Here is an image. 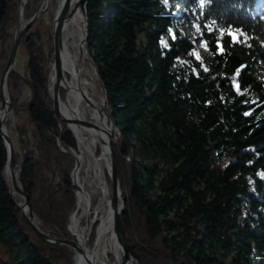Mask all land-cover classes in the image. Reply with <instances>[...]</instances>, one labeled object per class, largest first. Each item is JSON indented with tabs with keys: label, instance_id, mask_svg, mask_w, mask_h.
I'll use <instances>...</instances> for the list:
<instances>
[{
	"label": "trees",
	"instance_id": "trees-1",
	"mask_svg": "<svg viewBox=\"0 0 264 264\" xmlns=\"http://www.w3.org/2000/svg\"><path fill=\"white\" fill-rule=\"evenodd\" d=\"M38 1L0 0V77L18 10L30 20ZM82 12L113 123L121 225L133 259L264 264V0H84ZM41 32L31 27L20 44L27 78L12 71L7 81L19 182L38 227L71 239L74 162L52 138L53 47L45 53ZM229 32L238 41L230 43ZM25 85L31 98L19 105ZM66 141L76 146L72 135ZM7 163L0 133V264H73L69 249L47 245L31 229Z\"/></svg>",
	"mask_w": 264,
	"mask_h": 264
},
{
	"label": "bare ground",
	"instance_id": "bare-ground-1",
	"mask_svg": "<svg viewBox=\"0 0 264 264\" xmlns=\"http://www.w3.org/2000/svg\"><path fill=\"white\" fill-rule=\"evenodd\" d=\"M67 0H60L54 12L56 21ZM78 0H72L70 11L77 5ZM46 4H43V8ZM63 53L61 73L63 80L60 90H66V100H62V115L59 121L67 124L77 142L78 162L81 165L75 180L80 187L76 215L70 222V231L81 244L84 256L76 257V264H136L128 257L124 244L118 242L114 219L122 208V198L118 197L117 206H114L113 194L110 195L106 175L110 179V134L112 128L104 113L105 99L100 88L95 69L91 68L89 56L84 45L85 19L79 10L68 18L63 26ZM63 74L70 75L68 82ZM55 81V72L52 65L50 77L51 88ZM63 88H62V87ZM5 100L10 96L5 89ZM0 104V119L3 121L4 134L9 135L8 124L12 121ZM99 153V156L96 154ZM6 177L11 183V172L6 170ZM19 180V170L17 169ZM111 183V181H109ZM111 188L112 185L110 184ZM13 193V191H12ZM14 197L22 202L16 194ZM21 205V204H20ZM37 224V219H34ZM95 241L88 246L89 237L95 226ZM111 256L114 257L111 259Z\"/></svg>",
	"mask_w": 264,
	"mask_h": 264
},
{
	"label": "water",
	"instance_id": "water-1",
	"mask_svg": "<svg viewBox=\"0 0 264 264\" xmlns=\"http://www.w3.org/2000/svg\"><path fill=\"white\" fill-rule=\"evenodd\" d=\"M71 1L72 0L66 1L65 6H64L59 18L56 21H54V25H53V30H52L53 45H54L53 70L55 72V81H54V84H53L52 90H51V96H52L53 103H54L53 109H52V116H53V121L56 124V129H54L52 132V138L55 140L59 152L61 154L65 155V157L71 158L70 160L74 161V163H75L73 172L71 174V182H72V186H73V190H74V197H75V208H74V211L72 212V215L70 217V222H71L72 217H74L76 215L77 206H78V196H79L78 194L80 191V187L77 183V180H75V174L78 173L81 165L79 164L78 159H77L78 158V148L76 146L71 145L69 142L66 141V136L68 134L72 135V133L64 130L58 124V119L62 115V111H61L62 100L63 101L66 100V94L64 93V91L61 92V90H60V85H61V82L63 80L62 73H61V62H62V53H63V33L62 32H63L64 23L68 20L69 17L74 15L79 10V8H81V6H83L84 0H78L77 5L74 7V9L72 11H70ZM44 3L46 4L45 9L43 11H41V9L38 10L37 13L35 14V16L28 23H26L24 25L21 32L17 31L15 38H14V41H13L12 50H11V54L9 57L8 64L5 68V71H4L3 76L1 78V81H0V104H1L3 109H6V112L8 114L11 113V99L9 98L8 101L5 100V94L4 93H5V89L7 88V81H8V78H9L12 70L15 67L17 55L19 52L20 43H21V40H22L24 34L35 23L37 18L39 16L44 15L47 12V10L49 9V7L51 6V0H45ZM84 19H85L84 45L86 48L88 36H87V21H86L85 16H84ZM86 53L89 56L87 48H86ZM89 62L92 65V67L95 69L96 75L99 79V83L101 85V89H102L104 99H105L104 113L107 116V119H108L110 126L112 128V134H110V147H109L110 164H111L110 181H111V185H112V194H113L114 206H117L118 197L122 198V192H121V186H120L119 179H118L117 164H116L115 151H114L115 141H114L113 123H112V120H111L109 113L107 112L106 93L104 90V86L100 80L99 73H98L97 69L95 68V65H94L93 61L90 59V57H89ZM0 133H1V137L4 140L6 148H7V154H8L7 169H9L11 172L12 191H13V194L18 195L23 200V203L19 207H20V210L22 211L26 221L28 222V224L30 225V227L34 231V233L44 243H46L48 245H52V246H65V247L70 248L74 252V264H76V257L79 256V257L83 258L84 253H83V249H82L81 244H79L77 242V239L75 238V236L70 231V222H69V226H68V231L71 234V236L73 237V239H74L73 241H70L67 239L58 240V239L51 238L49 235L42 232L39 229V227L34 223L35 215H34L33 210H32L30 198H29L28 194L25 192V189L22 186V184L17 179L18 165H17V161H16V152H15L14 144H13L11 137L4 134V125H3V121L1 119H0ZM122 200H123V198H122ZM123 211H124V203L122 201L121 211H120V213L115 215V219H114L115 233H116V236H117V239H118V242L120 243V245H122V244L125 245L128 257L133 259V257L131 256L128 244H127V240H126L125 235H124L122 225H121V216L123 214ZM89 239H90V237H89ZM90 245H91V243L89 242L88 246L90 247Z\"/></svg>",
	"mask_w": 264,
	"mask_h": 264
},
{
	"label": "rangeland",
	"instance_id": "rangeland-1",
	"mask_svg": "<svg viewBox=\"0 0 264 264\" xmlns=\"http://www.w3.org/2000/svg\"><path fill=\"white\" fill-rule=\"evenodd\" d=\"M45 0H39L38 1V4L35 6V14L37 13L38 10L41 9V11H43L45 9V7L43 8V4H44ZM59 2L60 0H51V6L49 7V9L47 10V12L42 15V16H39L37 18V20L35 21V23L31 26L33 28V31L35 30H38L39 28L41 29V33L43 34L42 35V46L45 50V53L46 54H50V51L52 50V47H53V52H52V59H53V53H54V45H53V37H52V30H53V25H54V12L56 11V9L58 8V5H59ZM84 5V4H83ZM86 6V5H85ZM86 8V7H84ZM81 10H82V6H81ZM177 10H179L180 12L182 11V9H180V6H178ZM34 14V16H35ZM33 16V17H34ZM31 20V19H30ZM30 20H25L24 16H23V9H19L18 10V13H17V19H16V22L12 25L11 27V33L13 34V41H14V38H15V35L17 33V31L21 32V30L23 29L24 25L26 23H28ZM183 24V29L184 31L190 35V33H188L187 31V24L185 22L182 23ZM30 27V28H31ZM25 35V34H24ZM194 40H196L197 43H199V40L197 39L196 36L194 35H190ZM22 41V40H21ZM21 44V43H20ZM13 45V43H12ZM52 45V46H51ZM198 51H199V55L202 59H206L207 57V50L205 49L204 46H202L201 44H198ZM11 54V53H10ZM27 62H28V55L27 53L25 52V49L22 48L21 46L19 47V52H18V55H17V59H16V63H15V67L12 71H17L18 74L26 79L27 78V75H26V66H27ZM53 65V64H52ZM91 65V64H90ZM91 68L92 65H91ZM5 71V69H4ZM4 71H2V74H1V77H0V81H1V78L3 76V73ZM51 74H52V68H51V73H50V76H49V79L51 77ZM66 75V74H65ZM63 74V76H65ZM70 81V75H69V78H68V82ZM100 85V84H99ZM100 88H101V85H100ZM102 90V89H101ZM104 96V95H103ZM52 97V96H51ZM30 98H31V90L30 88L25 85L23 86V89H22V94L19 98V101H18V104H22V103H28L30 101ZM11 99V97H10ZM54 104V103H53ZM107 112L109 113V110L107 108ZM11 114H12V101H11ZM12 117V123L10 125V127H8V130H9V135L13 141V144H14V148H15V152L20 154L21 155V149H20V145L18 143V139L16 137V134L12 132V129L14 127V125L17 123V120H13V115H11ZM21 117L23 118L24 121H27V117L25 114H22ZM32 128V127H31ZM62 128L67 130L68 131V128H67V124L66 123H63L62 125ZM71 135V134H70ZM72 137L74 138L73 134H72ZM75 140V138H74ZM116 143V142H115ZM75 144H76V147H77V142L75 140ZM57 145V144H56ZM58 148V147H57ZM59 151V150H58ZM60 153V152H59ZM61 154V153H60ZM63 157H65V155L61 154ZM97 156H99V153L96 154ZM67 160H70L71 158H67L65 157ZM17 161V159H16ZM72 161V160H71ZM74 162V161H72ZM18 165V164H17ZM75 165V163H74ZM19 167V166H18ZM74 169V168H73ZM73 172V170H72ZM72 174V173H71ZM71 178V177H70ZM106 179H107V183H108V187H109V191H110V195L112 194V188L110 186V179L108 177V175H106ZM9 183V186H11V183ZM72 183V182H71ZM159 183V181H158ZM158 187V184L157 186ZM12 188V187H11ZM23 203V201L21 202V204ZM74 211V210H73ZM72 215V214H71ZM71 217V216H70ZM36 218V217H35ZM37 219V218H36ZM69 222H70V219H69ZM39 220L37 219V226L39 224ZM68 226H69V223H68ZM68 226H67V230H68ZM97 227V225L95 226ZM40 229V228H39ZM41 230V229H40ZM42 231V230H41ZM43 232V231H42ZM69 233V231H68ZM47 235H49L51 238H54V239H58V240H62V239H59L49 233H45ZM70 234V233H69ZM71 236V234H70ZM64 239H67V240H70V241H73V237L71 236V239H68V238H64ZM94 235H92V238L90 239L91 241V245L92 243H94ZM48 245V244H47ZM52 246V245H50ZM58 247H64V248H67L69 249L72 253H73V264H74V252L68 248V247H65V246H58ZM114 257L111 256V259H113ZM137 263V262H135Z\"/></svg>",
	"mask_w": 264,
	"mask_h": 264
},
{
	"label": "snow or ice",
	"instance_id": "snow-or-ice-1",
	"mask_svg": "<svg viewBox=\"0 0 264 264\" xmlns=\"http://www.w3.org/2000/svg\"><path fill=\"white\" fill-rule=\"evenodd\" d=\"M221 34H222V30H221ZM228 35L231 38L230 43L233 41H238V39H239V36L237 33L229 32ZM240 35H242V34H240ZM173 38H175V37H173ZM201 45L204 46L203 41L201 42ZM216 48H217V54H219V55L224 54V48H223L222 44L220 43L219 39L217 40ZM197 58H199V57H197ZM234 87H236L237 89L239 88L238 85H234Z\"/></svg>",
	"mask_w": 264,
	"mask_h": 264
}]
</instances>
